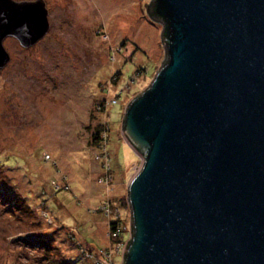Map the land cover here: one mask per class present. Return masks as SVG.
Masks as SVG:
<instances>
[{
	"label": "water",
	"instance_id": "water-1",
	"mask_svg": "<svg viewBox=\"0 0 264 264\" xmlns=\"http://www.w3.org/2000/svg\"><path fill=\"white\" fill-rule=\"evenodd\" d=\"M150 4L165 61L122 119L141 166L120 264H264V0ZM48 29L43 0H0V71L6 38Z\"/></svg>",
	"mask_w": 264,
	"mask_h": 264
},
{
	"label": "rangeland",
	"instance_id": "rangeland-1",
	"mask_svg": "<svg viewBox=\"0 0 264 264\" xmlns=\"http://www.w3.org/2000/svg\"><path fill=\"white\" fill-rule=\"evenodd\" d=\"M43 1L46 35L26 49L3 41L0 264H120L108 224L131 225L141 166L122 119L165 61L162 25L151 0Z\"/></svg>",
	"mask_w": 264,
	"mask_h": 264
},
{
	"label": "trees",
	"instance_id": "trees-1",
	"mask_svg": "<svg viewBox=\"0 0 264 264\" xmlns=\"http://www.w3.org/2000/svg\"><path fill=\"white\" fill-rule=\"evenodd\" d=\"M149 6H151V4ZM148 16L151 19H154L150 15V12H148ZM117 74L115 75V78L114 79H116ZM113 101H114V103H112V105L113 104H116L118 102L117 100H113ZM98 105L103 106L104 103L99 102ZM98 107H100V106H98ZM94 135H95V137L97 139L98 138V135L96 133H94ZM119 226H121L120 223H119ZM119 226H118V222L117 221H111V222H109V224H108V227H109L108 236H109L111 242L114 245H117V246L126 245L127 246L129 244V242H130V239L129 238H130L131 229H130V232H129V228L126 230V228H122V227L119 228ZM67 239L68 240H71V239H73V237L72 236H69ZM42 246L48 248V246L46 245V243H43ZM99 251H101V250H99ZM122 258H123V255H122Z\"/></svg>",
	"mask_w": 264,
	"mask_h": 264
},
{
	"label": "built area",
	"instance_id": "built-area-1",
	"mask_svg": "<svg viewBox=\"0 0 264 264\" xmlns=\"http://www.w3.org/2000/svg\"><path fill=\"white\" fill-rule=\"evenodd\" d=\"M112 103H114L113 100H112L111 104H112ZM129 232H130V226H129ZM101 251H102V250H101ZM102 252H103V251H102ZM105 254H106V253H105ZM121 260H122V257H121ZM95 264H101V263H100V260H99V261L97 260V261L95 262Z\"/></svg>",
	"mask_w": 264,
	"mask_h": 264
},
{
	"label": "bare ground",
	"instance_id": "bare-ground-1",
	"mask_svg": "<svg viewBox=\"0 0 264 264\" xmlns=\"http://www.w3.org/2000/svg\"><path fill=\"white\" fill-rule=\"evenodd\" d=\"M130 234H131V232H130ZM130 239V238H129Z\"/></svg>",
	"mask_w": 264,
	"mask_h": 264
}]
</instances>
